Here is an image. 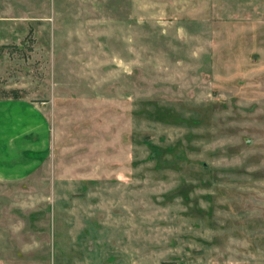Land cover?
Returning a JSON list of instances; mask_svg holds the SVG:
<instances>
[{"label": "rangeland", "instance_id": "374dc122", "mask_svg": "<svg viewBox=\"0 0 264 264\" xmlns=\"http://www.w3.org/2000/svg\"><path fill=\"white\" fill-rule=\"evenodd\" d=\"M0 99V264H264V0H0Z\"/></svg>", "mask_w": 264, "mask_h": 264}, {"label": "crops", "instance_id": "0c3cea01", "mask_svg": "<svg viewBox=\"0 0 264 264\" xmlns=\"http://www.w3.org/2000/svg\"><path fill=\"white\" fill-rule=\"evenodd\" d=\"M16 100H9V99H0V112H2V114L4 113V110L5 108L8 107V105H13L14 103H20V102H15ZM20 105V104H19ZM26 106H29L27 104H25ZM25 107V106H24ZM4 115V114H3ZM41 120L44 119V115L43 114H40V117H39ZM19 118H17L16 120H18ZM38 119V118H36ZM36 121V120H35ZM30 123V122H29ZM29 123H25L26 126L24 128V134H26L27 136H31V139H28V141H30L29 143H33L35 142V138L39 137L41 138L42 137V122L40 123V128H36V127H33L32 125H30ZM33 127V128H32ZM17 134H20V131H13V133H9V134H6V137H5V140L7 141L8 143V146L9 147L11 145V141H12V137H14L15 135ZM34 147H31V148H28V149H34L36 150L37 148L35 147V145L33 144ZM6 147V148H7ZM5 149V148H4ZM1 159H3V161H1ZM26 160L22 161L21 160V163L25 166H28L31 167V165L35 162V159L34 157H26L25 158ZM20 163V164H21ZM22 165V166H23ZM6 166V160H5V156L3 154H0V180H3L7 177H13V175H18L20 176V173L23 172L25 173L26 171L28 170H23L21 172H15V173H12L11 171L9 170H6L7 168L5 167ZM18 177V176H17ZM10 179V178H8Z\"/></svg>", "mask_w": 264, "mask_h": 264}]
</instances>
